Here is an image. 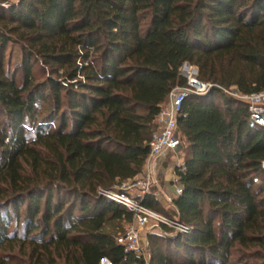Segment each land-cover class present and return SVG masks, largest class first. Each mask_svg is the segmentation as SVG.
Wrapping results in <instances>:
<instances>
[{"label":"trees","instance_id":"trees-1","mask_svg":"<svg viewBox=\"0 0 264 264\" xmlns=\"http://www.w3.org/2000/svg\"><path fill=\"white\" fill-rule=\"evenodd\" d=\"M18 48L17 56L14 55ZM264 90V0H0V264H264V126L217 87L177 115L178 219L117 241L133 212L103 194L141 172L180 67Z\"/></svg>","mask_w":264,"mask_h":264},{"label":"built area","instance_id":"built-area-1","mask_svg":"<svg viewBox=\"0 0 264 264\" xmlns=\"http://www.w3.org/2000/svg\"><path fill=\"white\" fill-rule=\"evenodd\" d=\"M180 73L184 76L183 84L175 85L169 92L166 100L162 103L156 117L157 126L153 130L149 140V153L140 173L123 179L115 190H102L101 192L111 199L123 204L133 212V220L123 233L117 236V241L124 245L125 250H132L137 254L143 253L141 230L146 227V231L154 227L167 225L175 232H185L188 226L182 223L178 217L164 215L141 202L142 197L152 189L157 198L160 197V190L157 188L158 181L150 169V162L154 159L166 160L169 153H178L180 149V136L177 130V115L181 109L183 99L189 94H205L212 88L217 87L223 92L228 93L238 100L244 102L247 106L250 119L264 126V90L241 93L235 87L226 88L217 83L202 80L194 66L187 62L180 67ZM183 159L175 161V167H182ZM264 169V160L262 161ZM174 184L173 195H163L167 202H170L174 195L181 193L179 178L174 172L172 177ZM162 232H165L161 229ZM144 256V255H143ZM109 262V261H108ZM110 264V262H109Z\"/></svg>","mask_w":264,"mask_h":264},{"label":"crops","instance_id":"crops-1","mask_svg":"<svg viewBox=\"0 0 264 264\" xmlns=\"http://www.w3.org/2000/svg\"><path fill=\"white\" fill-rule=\"evenodd\" d=\"M183 159V157H182ZM167 160H160V159H154L152 162H150V169L152 170V173L154 174V176L158 175V178L161 180V182L163 183V186H161L160 181L158 179V190H160V197L158 198L160 201L164 202V203H169L165 200V198L163 197V195H173L171 193L168 192V188L171 187L170 184L172 183V177L174 176V172H173V164L172 168L170 165H165V162Z\"/></svg>","mask_w":264,"mask_h":264},{"label":"rangeland","instance_id":"rangeland-1","mask_svg":"<svg viewBox=\"0 0 264 264\" xmlns=\"http://www.w3.org/2000/svg\"><path fill=\"white\" fill-rule=\"evenodd\" d=\"M17 52H18V48L15 47V50H14V55H15V56H17ZM192 65H193L194 68H195V65H194V64H192ZM196 71H197V69H196ZM182 157H183V154H182V152L180 151V149L178 150V153H177V154L174 153V152H171V153H169L168 156L166 157V160H167V161L165 162L164 166H165V165L167 166V165L173 164V163H175L176 160H178V158H179V159H182ZM170 166H171V168H172V165H170ZM156 179H157V181H158V179H159V178H158V175L156 176ZM159 181H160L161 186H163V183L161 182L160 179H159ZM170 185H171V187L168 188V192L171 193V194H174V184H170ZM160 202L164 205L165 208L170 207L168 203H164V202H162V201H160ZM160 213H162V212H160ZM162 214L167 215V214H165V213H162ZM130 224H131V223H126V224H125V228H127ZM160 227H161L162 230H164V227H162L161 225H160ZM152 229H157L158 231L162 232L161 229H160L159 227H154V228H152ZM150 230H151V229H150ZM164 231H165V230H164ZM147 232H148V231H146V227H144V228L141 230L142 238H143L142 243H143V246H144L142 251H143V253H144L143 255H144V257H145L146 260L149 259V253H148V249H147L148 240H147V236H146ZM170 232H171L172 234H173V233H176V232L174 231L173 228L170 229ZM163 233H165V232H163ZM100 264H109V262H108L107 259H102L101 262H100Z\"/></svg>","mask_w":264,"mask_h":264},{"label":"water","instance_id":"water-1","mask_svg":"<svg viewBox=\"0 0 264 264\" xmlns=\"http://www.w3.org/2000/svg\"><path fill=\"white\" fill-rule=\"evenodd\" d=\"M185 64H187V62H185ZM197 69V67L195 66V70Z\"/></svg>","mask_w":264,"mask_h":264}]
</instances>
